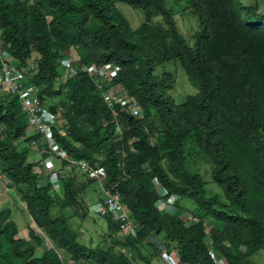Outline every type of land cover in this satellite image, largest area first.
I'll list each match as a JSON object with an SVG mask.
<instances>
[{
    "label": "trees",
    "instance_id": "16d2710c",
    "mask_svg": "<svg viewBox=\"0 0 264 264\" xmlns=\"http://www.w3.org/2000/svg\"><path fill=\"white\" fill-rule=\"evenodd\" d=\"M175 1H188L198 19L192 45L166 0H0L2 47L18 68H27L36 55L25 82L38 89L42 101L59 98L49 108L56 114L62 107L66 121L65 137L54 130L58 143L74 159L102 171L106 191L118 193L139 223L137 237H125L124 246L136 249L150 236H164L176 244L181 264H217L208 236L227 264H245L264 250V13L258 3L240 0ZM117 2L143 11L145 21L133 29ZM158 17L161 23L154 22ZM71 49L79 64L118 66L109 87L126 91L140 116H130L122 104L111 111L94 80L81 71L55 88ZM172 61L198 88L181 104L167 93L172 74H156ZM29 123L18 96L0 87L1 171L23 188L21 200L41 231L30 230L34 243L18 237L10 209L0 205V264H64L59 251L75 264H131L125 254L81 243L63 214L51 216L55 196L67 209L84 187L73 173H57L62 197L49 180L39 183L28 152L16 145L40 140L39 134H28ZM190 144L213 163L212 179L225 199L208 196L207 183L190 169ZM60 160L64 168L81 172ZM171 199L193 201L223 230L207 234L202 224L187 226L161 209ZM105 218L110 233L120 230L111 216ZM46 238L53 247L39 254Z\"/></svg>",
    "mask_w": 264,
    "mask_h": 264
},
{
    "label": "rangeland",
    "instance_id": "374dc122",
    "mask_svg": "<svg viewBox=\"0 0 264 264\" xmlns=\"http://www.w3.org/2000/svg\"><path fill=\"white\" fill-rule=\"evenodd\" d=\"M240 2L244 5L258 3L260 11L264 13V0H240ZM166 3L168 8L174 12L175 20L180 32L184 35L189 44L192 45L193 34L198 30V19L192 13L190 3H188V1L177 2L175 0H166ZM116 6L128 20L133 29L138 28L145 21V14L143 11L133 9L129 5L120 2H117ZM154 22L161 23L162 20L158 17L155 18ZM35 58L36 55L34 54L33 59L29 61L27 68H16L20 74V78L25 81L32 76L35 70ZM65 58L71 60L74 67L78 65V56L75 49L68 51L65 54ZM28 70H30L29 73H27ZM156 72L158 75H161L163 72H169L172 74L173 80L169 84L167 93L177 104L184 103L189 96L195 95L198 92V88L193 86L188 79L184 68L176 61L160 66ZM69 77L70 73L66 69L61 68L60 79L56 80L54 87L57 88L61 82L66 81ZM0 87L2 93H8V89L3 81H0ZM114 90L118 91V87H115ZM43 100V104L49 112L51 105H57L59 103V98ZM153 114H155L154 111ZM53 116L54 117H51V120L54 124V130H62L66 132L64 128L66 121L63 116L62 107L58 108L56 114L54 113ZM154 122H156V118H154ZM34 133L35 130L33 127L30 128V134ZM151 142L155 144L156 138H152ZM16 145L19 150H25L28 152V160L35 164V172L40 184H45L47 180H49L50 175L53 172H56L62 176H72L73 173L74 177L77 179V183L83 185L84 190L80 197H78L79 201L77 200L76 204L67 209H62L55 196L54 205L51 209L52 217L63 214L68 218L70 227L78 233L81 243L93 248L109 249L113 254H125L128 258H131V264H145L140 256L149 258L152 264H181L176 244L166 241L164 236H150L140 242L136 249H131L130 247L123 245L125 240L123 232L118 229L116 232L110 233L106 218L90 211L89 208L91 206L97 204L98 201L105 197L107 191L104 177L101 181H95L89 179L82 169L81 172L78 173L75 171L72 172L69 167L64 168L61 166L62 161L56 156L48 153L46 145H44L41 140H37V144L31 145L30 142L21 139L16 142ZM189 146V167L193 172L200 174L203 180L207 183V195H219L220 198L225 199L221 188L213 182V163L204 154L199 152L193 144H190ZM0 173H2L1 165ZM22 191L23 188L19 189L14 187L11 180L4 175L2 183L0 184V204L4 208L10 209L11 218L18 228V237L34 243L29 236L30 230L32 229L37 232L41 231L35 226L34 222H32V219L25 208V204L21 200ZM55 191L57 192L56 195L58 197H62V190L59 191L55 189ZM160 207L163 211L179 216L187 226H192L197 223L202 224L203 229L207 234L212 229H217L219 231L223 230L222 223L215 222L212 218L206 216L199 210L197 205L189 199H171L166 203H161ZM206 244L210 248L217 264H227L224 257L214 250L211 245V239L208 236L206 238ZM52 247L53 244L46 238L44 245L37 248V252L41 254L43 251ZM59 254L64 264H75L64 251H59ZM245 264H264V250L259 251L246 260Z\"/></svg>",
    "mask_w": 264,
    "mask_h": 264
},
{
    "label": "built area",
    "instance_id": "2783aa9c",
    "mask_svg": "<svg viewBox=\"0 0 264 264\" xmlns=\"http://www.w3.org/2000/svg\"><path fill=\"white\" fill-rule=\"evenodd\" d=\"M16 68L18 67L14 64L13 58L2 47L0 29V81H3L8 89V93L18 96L19 102L22 104L29 118V129L33 127L36 133L40 135V140L46 145L48 153L69 164L78 165L89 179L101 181L104 177L102 171L97 170L86 161L74 159L68 154L67 150L58 143L54 136V124L51 120V117H54L53 114L44 106L39 96L38 89L34 86L26 85L25 80L20 78V74ZM62 68L66 69L70 73V76H75L81 71L94 80L97 89L102 93L105 105L111 111L114 112L117 105L122 104L126 106V108L128 107L127 109L130 116L134 118L140 116L139 109L134 105L133 99L128 96L126 91L119 88L118 91H116L114 90L115 87H109V83L114 75L120 70L118 66L108 64L104 67H97L95 65L78 64L74 67L71 60L65 59L62 62ZM57 132L63 137L67 134L62 130H57ZM36 143V141H33L32 145ZM119 165H121V163H119ZM3 177L4 175L0 173V182H2ZM50 183L56 190L60 189L61 185L56 172L50 175ZM156 189L160 195L163 194L164 190L161 185L156 186ZM89 209L101 217L111 216L114 221L118 223L120 231L123 232L126 237H137L140 225L132 219L130 212L124 208L118 193L107 191L105 197Z\"/></svg>",
    "mask_w": 264,
    "mask_h": 264
},
{
    "label": "clouds",
    "instance_id": "9594fccd",
    "mask_svg": "<svg viewBox=\"0 0 264 264\" xmlns=\"http://www.w3.org/2000/svg\"><path fill=\"white\" fill-rule=\"evenodd\" d=\"M1 29V28H0ZM2 33V32H1ZM2 42V41H1ZM2 46H3V44H2ZM72 50V49H71ZM65 59H67V58H65ZM64 59V60H65ZM15 64V63H14ZM79 64V63H78ZM61 68H62V66H61ZM43 102V101H42ZM51 113V112H50ZM30 127V126H29ZM29 127H28V134H30V129H29ZM35 133H36V131H35ZM37 134V133H36ZM35 141V140H34ZM33 142V141H32ZM32 142H30L31 143V145H32ZM37 142V141H36ZM37 144V143H36ZM4 175V174H3ZM49 181H50V177H49ZM0 183H2V182H0ZM54 187V186H53ZM55 189V188H54ZM60 190V189H59ZM126 237V236H125Z\"/></svg>",
    "mask_w": 264,
    "mask_h": 264
},
{
    "label": "crops",
    "instance_id": "0c3cea01",
    "mask_svg": "<svg viewBox=\"0 0 264 264\" xmlns=\"http://www.w3.org/2000/svg\"><path fill=\"white\" fill-rule=\"evenodd\" d=\"M1 184V183H0ZM1 205V204H0ZM32 222H33V220H32Z\"/></svg>",
    "mask_w": 264,
    "mask_h": 264
},
{
    "label": "bare ground",
    "instance_id": "6f19581e",
    "mask_svg": "<svg viewBox=\"0 0 264 264\" xmlns=\"http://www.w3.org/2000/svg\"><path fill=\"white\" fill-rule=\"evenodd\" d=\"M94 213V212H93ZM100 216V215H99Z\"/></svg>",
    "mask_w": 264,
    "mask_h": 264
}]
</instances>
